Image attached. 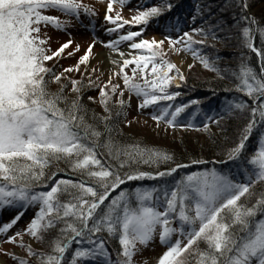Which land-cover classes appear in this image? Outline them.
<instances>
[{
	"label": "snow or ice",
	"instance_id": "snow-or-ice-1",
	"mask_svg": "<svg viewBox=\"0 0 264 264\" xmlns=\"http://www.w3.org/2000/svg\"><path fill=\"white\" fill-rule=\"evenodd\" d=\"M114 2L123 7L127 0H107L103 19L114 27L105 31L116 33L130 24L142 30L128 31L107 42L94 40L74 66L57 74L48 62L64 58L65 53L71 58L80 48L77 45L75 51H67L73 43L69 39L53 51L47 29L66 32L72 20L80 22L82 15L92 24L96 13L80 0H0V208L16 210L10 221L0 226V235L5 237L4 242L20 248L23 255L3 254L14 264H135L134 258L158 237L165 250L157 264H264V132L257 137L256 148L246 154L254 131L264 128V49L256 48L253 42L257 32L264 37V27L248 15L247 0H223L218 18L214 19L216 12L210 4L199 8L207 28L193 27L182 34L177 29L175 38L164 35L160 40H147L140 37L150 21L170 12L173 5L163 0L159 6L138 10L128 20L119 12L112 15ZM192 19L195 23L196 17ZM226 30L230 35L225 39L234 38L239 48L250 50L260 59L259 73L245 62L243 53L239 71L231 73L201 54V48L208 47L209 36L220 40L218 32ZM122 42H130L129 49L142 54L126 55L119 48ZM97 43L119 57L110 61L116 71L103 86L96 85L91 76L85 86L70 74L88 65ZM165 44L168 52L177 56L190 53L193 60L220 79L234 78L238 83L231 90L249 98L229 100L220 114L206 115L207 122L202 125L203 131L209 132L213 123L220 127L222 121L247 120L238 142L227 150L226 159L219 161L236 164L240 180L231 175V169L225 173L213 168L186 175L171 187L121 189L130 181L171 177L185 167L176 163L164 171H140L139 165L158 169L175 162L174 156L157 148L119 143L109 123V104L117 93V119L135 97L138 110L159 109L151 119L157 127L164 123L165 130L175 128L177 118L199 104L196 99L181 105L162 104L181 95L169 91L173 81L181 82L176 84L180 88L187 80L177 63L164 59L168 54ZM129 66H133L132 76L125 71ZM193 67L188 64L189 70ZM112 75L122 81L123 88L112 82ZM137 76L143 83L136 82ZM63 80L76 94L73 99L64 95L68 84ZM50 83L57 84L58 90L50 91ZM85 87L98 89L99 104L106 115L89 116L83 103ZM88 100L96 102V97L88 96ZM99 124L104 125L103 130ZM180 127L193 125L189 121ZM102 154L107 161L99 158ZM60 163L87 180L56 179L58 172L49 175L48 170ZM45 188L48 190H41ZM117 190L119 194L113 195ZM34 205L38 210L26 228L9 235L26 214L21 209ZM25 236L41 247L46 245L50 252L38 250L25 241ZM176 236L179 238L173 242ZM109 240L118 244L115 255L108 247ZM72 245H76L74 251Z\"/></svg>",
	"mask_w": 264,
	"mask_h": 264
},
{
	"label": "trees",
	"instance_id": "trees-1",
	"mask_svg": "<svg viewBox=\"0 0 264 264\" xmlns=\"http://www.w3.org/2000/svg\"><path fill=\"white\" fill-rule=\"evenodd\" d=\"M163 0H141V3L137 2L135 5L139 3L142 7H152V6H159ZM173 5V8L170 12H165L162 17L159 19L153 18L158 25L164 27L161 32V35H172L177 36L179 29L180 34L184 31H190L193 27H208V23L205 19L201 18L199 13V8L204 7L206 5H211L213 10L216 12V17L220 16V12L218 6L223 3V0H168ZM249 4V9L257 6L261 3L264 4V0H247ZM196 17L195 23L193 22L192 17ZM227 18L229 21L231 19V13L227 14ZM257 22L264 27V21L261 19H256ZM162 27V28H163ZM234 34V30H233ZM218 35L221 37L220 40H213L211 36H209L206 40V45L208 47L201 48V54L207 56L210 60H215L217 66L221 69H227L229 73L231 72H238L241 64V54L245 58V62L251 66L257 73L260 71V59L256 56L255 53H252L250 50L244 48L241 49L238 47L236 40L233 39H225L226 36H229V32L226 30L224 32H218ZM197 40L204 39L201 36L194 37ZM253 42L256 48L264 49V37H261L260 34L257 32L254 35ZM194 47H200L198 45ZM190 56L191 54L188 53ZM219 57V60L216 57ZM192 57V56H191ZM167 60V59H166ZM195 64L198 65L200 68L199 73H194L191 77L188 75L186 83H183L180 88H176V86L171 85L169 88L170 92L179 91L181 95L175 100L171 102H162L163 105L167 104H174V105H181L187 104L192 99H196L199 101V104L193 105L190 108L186 109L184 113L177 118V125H187L189 121H191L193 127H181L184 130L189 131H196L199 135L203 138L202 146H195L193 147L191 143L186 142H178V144H164V143H153L148 141L145 137L136 135L128 130L125 129L124 126V114L116 118V113L120 111L119 106L116 104V101H111L109 104V108L111 109L112 113V120L109 121L114 127L113 138L121 144L131 145V144H139L142 147H149V148H157L160 150H165L174 156L175 162H170L168 164L161 165L158 169L155 167H149L148 165H139L140 171L146 172H156L161 170H167L176 166V163H180L182 165L187 164L185 167H181L177 169L175 173L171 177H164L160 180H142V181H130L127 182L125 185L121 186L122 190H132L137 187H162L168 186L171 187L174 185L175 181L182 179L186 175L197 173V172H204L210 169H217L218 171H223L227 173L229 169H231V175H233L237 180L241 179V176L237 174L238 169L236 164H221L219 161L221 159H226V152L227 150L233 146L234 143L238 142L239 133L242 127L247 123V120L243 119H233L232 121L228 122H221V126L217 127L216 124H210L209 132H205L202 129V125L206 121V115H214L220 114L225 106V104L229 100L233 101H248L249 98L244 96L243 93H238L232 91L236 84L238 83L234 78L229 79H220L215 72L209 71L204 69L203 66L200 64L198 60H195ZM51 65V66H56ZM50 66V67H51ZM57 72V71H56ZM57 74H59L57 72ZM197 75V76H194ZM84 85L86 86L85 82H88V79H83ZM62 83L68 84L67 80H63ZM58 85L55 83L49 84V90L55 92L58 90ZM230 89L229 91H225V89ZM71 85L68 84V90L65 91L64 95L67 96L69 99H73L75 97V93L71 92ZM92 88L89 89L87 87L84 88L83 94V103L89 112V116L93 113L96 116H104L106 113L104 112L102 106L99 104V98L96 102H90L88 100V96H92ZM125 109V108H124ZM92 122V121H89ZM104 125L99 124L100 130H103ZM196 129H201L197 131ZM264 132V128H257L254 131L252 138L246 145V154L250 153L253 149L257 146V137ZM198 143V141H197ZM199 156H204L209 160L205 163H196L198 161ZM102 162L108 160L106 155H101L99 157ZM211 159H216L218 162L214 163L210 161ZM192 162H195L194 164ZM127 171V169H125ZM240 171H243L242 169ZM54 172H58L56 179H72L74 181L79 179L87 180V177H81L78 172H72L67 169L66 165L60 163L58 165H54L52 168L48 170L49 175ZM54 183V181L49 182V187ZM41 190H48V189H41ZM119 190L113 193V195H118ZM66 199V197H65ZM243 202V198H242ZM35 214V213H34ZM86 246V245H85ZM40 249L46 253L50 252V249L45 245ZM76 245L71 246V251H74ZM108 247L112 249L113 255H115V249L118 247V244L112 240L108 241ZM86 264H95V262L88 261Z\"/></svg>",
	"mask_w": 264,
	"mask_h": 264
},
{
	"label": "rangeland",
	"instance_id": "rangeland-1",
	"mask_svg": "<svg viewBox=\"0 0 264 264\" xmlns=\"http://www.w3.org/2000/svg\"><path fill=\"white\" fill-rule=\"evenodd\" d=\"M81 3L89 6L96 15L93 16L92 24H89L88 18L81 16L80 22H77L76 20H72V25L68 28L66 32H58L55 29H52L49 27L47 29L48 35L52 37V41L50 44L51 49L54 51L56 48L60 46V44L68 41L71 39L73 41L70 49L67 51H75L77 45L80 48L79 52H76L74 56L71 58L67 57V54L65 53L64 58H61L57 61H50L48 62L49 66L55 65V70L60 73L64 68L74 66L76 62L78 61L79 57L84 54V51L87 50V47L89 44L93 43L94 40H101L104 42H107L109 40H115L118 39L120 35V31L116 33L109 34L105 30L109 27H114L111 24H107L104 19V13L107 7V0H80ZM135 4V0H127L125 6L121 7L119 3L114 2L113 8L114 11L112 13L113 16L117 12L121 14V16L124 19L131 20V17L135 14H137V11L145 10V7H138ZM260 8V13L258 15L254 16L255 19H261L264 21V4H259L257 6H254L253 8L249 9V13H251L252 10ZM248 13V14H249ZM52 15L60 16V18L67 19L66 17L60 15L59 13L52 12L50 13ZM155 25L149 24L146 27V31H143L142 39L151 40L153 38L160 40L163 39L157 29L155 30ZM131 31H141V26H136L134 24H130L127 27ZM125 32V31H122ZM138 38V39H140ZM130 42H122L119 45L120 51H123L126 53V55L129 52H132V55H139L142 53L139 52H133L129 49L128 44ZM165 52H168L167 44H165ZM111 55L112 59H106L105 55ZM127 58H132L131 56H128ZM106 59V60H105ZM118 59L116 54L108 49L103 47L100 43L96 44V47L93 49L90 60L88 65H81L79 72L73 71L70 76L72 79L81 80L88 79L89 76H91L94 83L98 86H103L104 83L109 79V76L112 72L116 71V66L113 65L110 61ZM164 59L170 60L173 63H177L179 67L182 68L183 74L185 76H192L194 73H199L200 68L198 65L195 64V61L191 58V56L188 53H181L179 56H177L174 53L168 52V54L164 57ZM188 64H192L194 67L192 70L188 69ZM133 66H129L125 71L129 76H132L131 68ZM93 69H96L95 72H93ZM196 73V74H197ZM197 76V75H194ZM113 83H119L121 88H123V83L121 80H118L116 76H111ZM89 82V80H88ZM88 82L85 84H88ZM137 83H143V81L139 78V76L136 77ZM177 83H181L179 81H173L172 85L176 86ZM93 97H96V100L99 98L98 96V89L92 88ZM119 93H117V96ZM117 96H112V100L116 101ZM125 101L127 102L128 94L125 92L124 97ZM111 100V101H112ZM137 99L133 97L131 101V105L128 107H125L123 109L124 119L123 123L125 126V129L136 134L139 136L145 137L148 141H151L153 143H172V144H178V142H186L191 143L193 147L195 146H202L203 144V138L201 135H199L196 131H189L184 130L179 126H176L175 128H168L166 129V125L164 123H161L159 127H157V124L155 121L151 119V114L156 111L158 112V108H148L144 109L142 111L137 109ZM198 141V143H197ZM204 156H199L198 160H205ZM38 206H31L30 209L31 212H28L24 215V217L19 221V223L10 230L8 233L9 235H12L18 231H21L26 228L29 220L33 217L34 213L37 210ZM15 211H8L6 212L4 216L0 217V225L7 223L10 221V219L14 216ZM179 236H176L173 238V242L175 239H178ZM19 240V238H17ZM26 242L32 243L35 248L38 250L40 249L39 245L35 243V241H32L28 236L24 237ZM5 237L3 235H0V264H14V261L11 259L10 256H5L3 253H16L19 255H23V252L20 248H18L14 244L6 243ZM165 250V247L161 245L158 241V237L155 243H152L150 246H147L144 248L142 254L137 255L135 259V264H157L159 256L163 253Z\"/></svg>",
	"mask_w": 264,
	"mask_h": 264
},
{
	"label": "bare ground",
	"instance_id": "bare-ground-1",
	"mask_svg": "<svg viewBox=\"0 0 264 264\" xmlns=\"http://www.w3.org/2000/svg\"><path fill=\"white\" fill-rule=\"evenodd\" d=\"M260 11H261L260 8H258V9L252 10L251 13H252L253 16H256V15H258V13H260ZM106 56H107V54L105 55V57H106ZM116 56H117V55H116ZM117 57H118V56H117ZM108 58H109V59H112V58H111V55H108V56L106 57V59H108ZM106 59H105V60H106ZM118 59H119V57H118ZM115 60H116V59H115Z\"/></svg>",
	"mask_w": 264,
	"mask_h": 264
}]
</instances>
